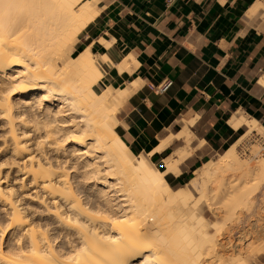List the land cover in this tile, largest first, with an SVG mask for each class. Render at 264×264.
I'll list each match as a JSON object with an SVG mask.
<instances>
[{
	"label": "bare ground",
	"instance_id": "1",
	"mask_svg": "<svg viewBox=\"0 0 264 264\" xmlns=\"http://www.w3.org/2000/svg\"><path fill=\"white\" fill-rule=\"evenodd\" d=\"M96 4L0 0V264H264V215L235 238L205 231L201 215H218L201 200L210 195L233 202L232 219L264 207V155L242 158L236 148L252 135L264 144V129L242 119L190 191L173 189L168 175L204 144L193 145V120L131 158L116 129L120 106L110 104L139 80L105 85L100 63L111 61L92 46L65 57L101 14ZM130 64L125 56L116 66L131 73ZM181 140L187 148L162 169L151 163Z\"/></svg>",
	"mask_w": 264,
	"mask_h": 264
},
{
	"label": "crops",
	"instance_id": "2",
	"mask_svg": "<svg viewBox=\"0 0 264 264\" xmlns=\"http://www.w3.org/2000/svg\"><path fill=\"white\" fill-rule=\"evenodd\" d=\"M97 1L103 10L75 45L110 59L100 63L105 85L123 89L139 80L115 113L134 155L179 132L181 118L193 120V145L205 144L194 148L178 175H168L182 182L235 138L242 119L264 129V0ZM125 56L133 70L121 74L116 64ZM166 79L173 85L159 94ZM179 142L155 154L153 164L164 167L173 152H184L185 141L173 151Z\"/></svg>",
	"mask_w": 264,
	"mask_h": 264
},
{
	"label": "rangeland",
	"instance_id": "3",
	"mask_svg": "<svg viewBox=\"0 0 264 264\" xmlns=\"http://www.w3.org/2000/svg\"><path fill=\"white\" fill-rule=\"evenodd\" d=\"M97 4H98V1H97ZM97 4L95 5V8L102 7V4L101 3H99L98 5ZM76 41L73 43L72 46H70L66 50V52H65V57L66 58H69L73 52L76 53L77 51L80 50V48L77 45H75ZM111 89L115 91L117 88H113L112 87ZM135 92H132L130 90L129 93L125 97H123V98L119 97V99L116 96L115 97V100H114L115 103L113 101H111L112 103L110 105L113 104V107H115L116 106V103H118L119 106H121V100L127 98L129 95H131L132 93H135ZM127 101H125V103ZM124 112H125V106H123L121 108V111H120V119H122V116H123ZM120 124H122V122H119L118 121L117 128H116L117 131H118V128H119ZM190 130L192 131V129H190ZM239 135H240V132L239 133H236L235 138L231 142H229L220 152H211L210 157H209V160L207 162H204V164L200 168L196 169L195 170V174H193L189 178V180H185V181H182V182H172L170 180V178H168V183L170 184V186L173 189H182V190H186L187 191V188H189L188 185L190 184V182L195 181L196 179H199L200 177H201V179H204L205 178L204 180H208V172L210 170L209 168H211V165L213 164V161L215 160V158L218 157V155L222 154L230 145H232L234 143V141L239 137ZM195 138H196V135H195ZM200 142H203L204 143L205 141L202 140ZM200 142L198 144H200ZM180 143H182V144H180ZM172 144H170L169 146H171ZM178 144H180V145L176 146L173 151H175V149H177L179 147H182L184 145V141L182 140V142H179ZM204 144H202V146H200V148H202L204 146ZM236 148L239 151L240 155L241 156L243 155L242 158L249 157L252 154V152H257L259 154L258 155V154H255L254 153V155H256V156L264 155V144L261 142V136H259V135H252V136H250L249 138H247V139L243 140L242 142H240L237 145ZM128 153L131 156V158H135L137 156V155H134L130 150H128ZM173 153L175 154V152H173ZM176 154H178V153H176ZM151 163L153 164L152 161H151ZM156 167H158L160 169L163 168L162 166H156ZM262 189L264 191V185H263V188ZM188 191H190V188L188 189ZM208 197H210V198H208ZM208 197H207V199L203 198L201 200H205V201L207 200L206 201L207 203L210 201L209 203L213 206L212 208H214L216 211H219L220 212V213L218 212V215H215V214H213L211 212V210H208L206 207H203L202 210H201V215L205 219V221H204L205 222L204 230L210 232V234L212 233V235H214V233L216 231L220 230L223 233H226L227 232V235L228 236H231V237L235 238V235L238 234V232L240 233L241 231H244L245 230V229L243 230V228H247V229L250 228L253 225L252 223H255V221L257 223V220H258L257 217H261V216L264 215V207H262L260 209V212L259 213L258 212L256 213V210L255 211L253 210L251 212H248V211L245 212L242 209H238L240 211L236 210L235 213L236 212L237 213L239 212V213L238 214H234V217L232 219L230 217V213L229 212L226 213L227 210H230L231 208H233L234 205H233V202L232 201H223V199H220V197L218 198V197H214L212 195H210ZM205 201H202L203 203L201 202L203 206H206V202ZM214 205H216V206H214ZM220 207H223V209L220 208ZM219 209H221V211ZM224 209H225V211H224L225 214H223V210ZM221 212H222V214H221ZM243 213H244V215H243ZM223 215H226V217H227L228 220H226V217L223 216ZM245 215H247V216L245 217ZM218 216H221V217H218ZM228 217L231 218L232 221L233 220H235V221L232 222ZM211 226L213 227V229L211 228ZM219 227H220V229H219Z\"/></svg>",
	"mask_w": 264,
	"mask_h": 264
},
{
	"label": "built area",
	"instance_id": "4",
	"mask_svg": "<svg viewBox=\"0 0 264 264\" xmlns=\"http://www.w3.org/2000/svg\"><path fill=\"white\" fill-rule=\"evenodd\" d=\"M172 85H173V82L169 79H166L161 85L157 87V91L159 94L165 93L171 88Z\"/></svg>",
	"mask_w": 264,
	"mask_h": 264
}]
</instances>
